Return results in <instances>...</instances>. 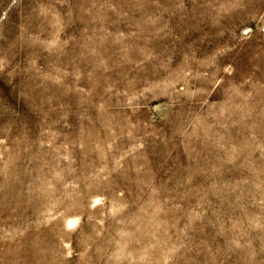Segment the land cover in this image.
Wrapping results in <instances>:
<instances>
[{"label": "rangeland", "instance_id": "374dc122", "mask_svg": "<svg viewBox=\"0 0 264 264\" xmlns=\"http://www.w3.org/2000/svg\"><path fill=\"white\" fill-rule=\"evenodd\" d=\"M0 264H264V0H0Z\"/></svg>", "mask_w": 264, "mask_h": 264}]
</instances>
